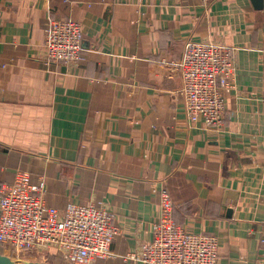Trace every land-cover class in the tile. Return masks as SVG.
I'll list each match as a JSON object with an SVG mask.
<instances>
[{"label": "crops", "instance_id": "crops-1", "mask_svg": "<svg viewBox=\"0 0 264 264\" xmlns=\"http://www.w3.org/2000/svg\"><path fill=\"white\" fill-rule=\"evenodd\" d=\"M257 3L0 0V190L27 172L44 179L51 207L107 208L120 228L117 257L94 264H136L120 257L152 240L165 188L178 225L217 237L221 264H260L264 0ZM69 17L83 25L82 59L49 63L48 23ZM189 41L233 53L218 129L184 114L174 64Z\"/></svg>", "mask_w": 264, "mask_h": 264}, {"label": "built area", "instance_id": "built-area-1", "mask_svg": "<svg viewBox=\"0 0 264 264\" xmlns=\"http://www.w3.org/2000/svg\"><path fill=\"white\" fill-rule=\"evenodd\" d=\"M83 40L79 21L70 17L50 21L45 30L46 61L78 63ZM174 65L182 79L184 114L189 123L220 128L225 115L223 93L234 75L232 50L211 41H189ZM45 195L44 179L35 183L27 172H18L12 184L1 187L0 245L11 247V260L27 264L28 252L35 249L42 251L44 258L53 251L60 253L70 264H94L117 257L111 246L120 228L107 208L69 203L58 210L47 205ZM261 246L260 264H264V238ZM120 258L136 264H221L217 237L191 233L178 225L175 202L165 188L160 192L152 240Z\"/></svg>", "mask_w": 264, "mask_h": 264}, {"label": "rangeland", "instance_id": "rangeland-1", "mask_svg": "<svg viewBox=\"0 0 264 264\" xmlns=\"http://www.w3.org/2000/svg\"><path fill=\"white\" fill-rule=\"evenodd\" d=\"M10 252H11L10 246L0 245V254L1 255L8 256L10 254ZM43 255H44V253L42 251H38L36 249L31 250L28 252V256L25 258V260L28 262H39L38 260H41ZM49 256H50V258L46 259L47 263H50V264H53V263L54 264H70L68 261H66L63 258V256L60 253H58L56 258L51 256V254Z\"/></svg>", "mask_w": 264, "mask_h": 264}, {"label": "water", "instance_id": "water-1", "mask_svg": "<svg viewBox=\"0 0 264 264\" xmlns=\"http://www.w3.org/2000/svg\"><path fill=\"white\" fill-rule=\"evenodd\" d=\"M258 2V8L262 7V0H256ZM0 264H17L15 261L11 260L8 256L0 254ZM27 264H50L47 262H28Z\"/></svg>", "mask_w": 264, "mask_h": 264}]
</instances>
